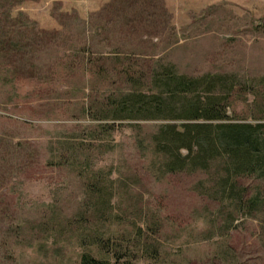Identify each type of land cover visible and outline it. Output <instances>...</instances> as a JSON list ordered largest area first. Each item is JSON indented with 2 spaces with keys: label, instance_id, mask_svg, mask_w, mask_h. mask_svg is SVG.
<instances>
[{
  "label": "rangeland",
  "instance_id": "rangeland-1",
  "mask_svg": "<svg viewBox=\"0 0 264 264\" xmlns=\"http://www.w3.org/2000/svg\"><path fill=\"white\" fill-rule=\"evenodd\" d=\"M165 66L235 79L230 121L264 122V0H0V264L101 255L83 228L135 264H264V175L166 172L153 139L175 119L105 105L159 92ZM88 177L113 193L109 222L87 220Z\"/></svg>",
  "mask_w": 264,
  "mask_h": 264
},
{
  "label": "trees",
  "instance_id": "trees-1",
  "mask_svg": "<svg viewBox=\"0 0 264 264\" xmlns=\"http://www.w3.org/2000/svg\"><path fill=\"white\" fill-rule=\"evenodd\" d=\"M155 84L159 92L135 90L119 99L110 96L105 105H113L110 112L115 118L124 115L175 119V122L162 125L153 139L154 150L162 157L166 172L206 170L219 161L227 180L234 175H264V122L230 121L228 115L230 98L237 84L235 79L211 73L202 76L178 74L171 66H165L156 73ZM214 120L223 122L213 123ZM106 126L110 128L111 125ZM69 158L64 161L74 165L76 161ZM81 167L91 168L88 162L81 163ZM93 176L101 179L99 175ZM94 180L88 177L86 187L91 198L96 199L89 208L92 214H87L88 222L90 218L93 220V224L89 223L92 226L111 220L107 211L113 200L111 189ZM235 192L234 187H230L228 196L234 197ZM95 203L98 204L94 206ZM84 219L83 216L75 217L72 223L81 225ZM83 229L82 245L95 246L101 255L85 250L79 264H135L137 256L116 243L113 236ZM150 256L155 258L153 254ZM235 264L260 263L242 261Z\"/></svg>",
  "mask_w": 264,
  "mask_h": 264
}]
</instances>
